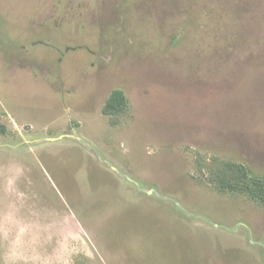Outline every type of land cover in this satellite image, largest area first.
<instances>
[{
    "label": "rangeland",
    "instance_id": "374dc122",
    "mask_svg": "<svg viewBox=\"0 0 264 264\" xmlns=\"http://www.w3.org/2000/svg\"><path fill=\"white\" fill-rule=\"evenodd\" d=\"M264 0H0V264H264Z\"/></svg>",
    "mask_w": 264,
    "mask_h": 264
},
{
    "label": "trees",
    "instance_id": "16d2710c",
    "mask_svg": "<svg viewBox=\"0 0 264 264\" xmlns=\"http://www.w3.org/2000/svg\"><path fill=\"white\" fill-rule=\"evenodd\" d=\"M247 189L250 190L255 197L260 196L261 193H264V182L254 183V185L251 184Z\"/></svg>",
    "mask_w": 264,
    "mask_h": 264
}]
</instances>
